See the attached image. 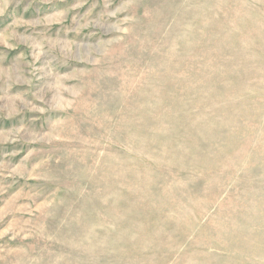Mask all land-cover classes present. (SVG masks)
I'll return each instance as SVG.
<instances>
[{
  "label": "rangeland",
  "instance_id": "obj_1",
  "mask_svg": "<svg viewBox=\"0 0 264 264\" xmlns=\"http://www.w3.org/2000/svg\"><path fill=\"white\" fill-rule=\"evenodd\" d=\"M0 264H264V0H0Z\"/></svg>",
  "mask_w": 264,
  "mask_h": 264
}]
</instances>
